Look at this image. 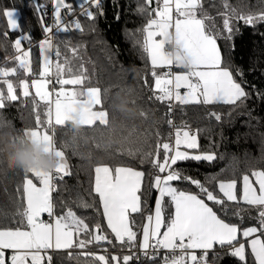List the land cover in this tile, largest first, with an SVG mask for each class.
Returning a JSON list of instances; mask_svg holds the SVG:
<instances>
[{
  "label": "snow or ice",
  "instance_id": "6c2138e0",
  "mask_svg": "<svg viewBox=\"0 0 264 264\" xmlns=\"http://www.w3.org/2000/svg\"><path fill=\"white\" fill-rule=\"evenodd\" d=\"M88 3L102 14L101 0H88ZM152 3L153 0H145L138 9L146 16V22L137 29L139 37H133L150 63V79L147 76L144 79V85L150 88L149 99L166 102L169 112L177 104L227 105L230 109L243 105L249 96L240 79L243 73L231 66L228 53L222 51L218 43L221 33L206 23L212 17L204 11L202 0H155V7H151ZM34 7L41 11L44 5L37 0ZM61 8L72 13L73 5L56 0L57 32H66L69 24L63 21ZM223 8L225 11L220 15L226 33L224 39L228 41L234 33V19L251 26L264 21V12H238L229 0H223ZM4 15L8 26L18 35L12 42L16 55L5 57V61H14L15 66H0V109L12 102L27 105L30 100L35 124L20 132L31 142L43 143L45 151L56 157L57 165L47 171L23 170L22 184L17 186L22 202L13 216L19 219L15 223L0 222V264H52L49 252L105 244L114 250L142 249L146 255L151 249L152 264H209V251L214 264L217 248L237 257L239 264H264V169L244 174L240 186L236 179L213 177L215 183H210L182 174L176 167L178 161H212L214 153L197 152V136L173 125L171 120L167 123L175 128L174 140L171 132L166 140H161L156 132L154 148L127 150L128 156L140 152L139 163L147 161L148 170L128 165L113 167L101 158L93 160L91 153L79 152L76 136L81 130L100 133L99 142L94 138L97 149L104 144L105 132L109 143L116 139L132 145L135 141L129 137L136 130L131 128L123 135L124 110L119 117L116 111H109L101 89L91 85L83 65L74 68L68 57L61 61L59 44H53L59 37L50 26L44 27L48 35L40 42L43 58L39 71L34 72L31 49L22 47V41H31V36L22 28L15 9L5 11ZM84 15L94 20L97 12L85 9ZM71 23L82 31L79 21ZM2 35L6 38L8 33ZM71 52L77 55L78 47L71 48ZM132 103L135 105V100ZM139 115L148 119V113L143 110ZM210 116L217 121L222 119L219 112H210ZM8 126L0 120V128ZM57 127L71 130L70 142L57 143ZM0 145L4 146L2 150L11 151L6 132L0 138ZM69 147L74 155L86 159L92 169L89 194L94 203L78 200L80 207H92L99 213L98 220L89 222L72 207L59 213L54 210L52 193L57 181L70 175L65 152ZM146 176L148 188H144ZM177 183L194 185L197 191L183 190ZM149 189L157 192L154 207H148L146 199L142 200ZM230 202L238 209L241 204L254 209L258 226L241 228L226 215H220L226 213ZM235 215L239 216L240 211ZM137 216L141 217L139 232L135 230ZM5 220L7 213L0 212V221ZM196 250H200L199 255ZM81 254L92 257V264H129L134 259L131 252L117 255L88 250Z\"/></svg>",
  "mask_w": 264,
  "mask_h": 264
},
{
  "label": "trees",
  "instance_id": "16d2710c",
  "mask_svg": "<svg viewBox=\"0 0 264 264\" xmlns=\"http://www.w3.org/2000/svg\"><path fill=\"white\" fill-rule=\"evenodd\" d=\"M37 0H0V64L2 66H15L12 60L5 61V57L15 56L16 51L12 42L17 38V31L11 30L4 15L5 11L15 9L19 12V21L22 28L31 36V41H22V47L33 44L30 51V61L34 72L39 71L42 62L40 42L45 36L44 27L50 26V13L52 0H39L45 10L38 11L34 4ZM72 3L73 12L67 13L61 9L63 21L75 18L82 26V31L69 24L68 31H59L54 40V45L59 44L61 61L64 57L71 60L74 68L83 65L86 75L92 86L99 87L102 91L104 103L109 111H116L118 117L123 109V135L131 128L136 132L130 140L135 142L129 145L113 139L107 140L105 132L104 144L97 149L94 138L100 140V133L87 129L77 133V150L87 155L91 153L93 160L101 158L110 166L128 165L138 170H148L150 165L140 164V152L135 156H128L129 147L140 148L147 151L149 146L154 148L156 136L160 133L161 140H166L172 128L167 123L174 119L177 127L183 129H196L199 148L197 152L214 153L212 161H179L177 168L184 175L200 179L202 182L215 183L211 178L236 179L241 185L242 176L254 169H264V21H257L254 26L246 25L243 21L233 20L234 33L231 41L224 39L226 33L223 30V21L220 13L224 12L223 0H202L204 11L212 17L206 21L212 25V30L221 33L218 43L222 51L228 53V59L233 68H238L243 73L240 79L242 86L249 93L247 100L240 107L230 109L227 105H174L172 111H168L166 102L149 99L150 88L144 85V79H150V63L144 57L140 47L133 37H139L137 29L146 22V16L138 11L145 0H101L102 14L94 5L88 10L97 12L94 20L84 15L80 10L79 0H65ZM229 3L238 12L259 13L264 12V0H229ZM151 7H155V0ZM199 15V13H198ZM43 17V19H41ZM8 33L5 38L2 34ZM234 45V47H231ZM78 47V54L74 55L71 48ZM55 60V57L53 56ZM166 69H158L162 71ZM177 70V69H175ZM20 76V73H17ZM15 79L14 77H11ZM22 78V76H21ZM19 92V89H17ZM135 100V105L132 101ZM148 113V119L140 117L139 112ZM42 111V109H41ZM221 113L222 119L217 121L210 116V112ZM172 116V117H171ZM0 120L4 121L5 128H0V138H3L8 128L21 130L34 126L35 120L31 108V102L21 105L19 102L4 109H0ZM10 138V137H9ZM56 139L71 141L72 132L66 128L57 127ZM0 145V212L7 213L8 220L3 223H15L19 217L13 219L22 195L17 191V186L22 184L23 170L16 167L9 151L2 150ZM70 175H65L63 180L57 181V188L52 193L55 211L62 212L67 207H72L79 215H83L90 222L99 219L92 207H80L78 198H82L89 204L94 203L90 195V181L92 169L86 159L80 155H74L72 147L65 149ZM177 187L183 190L197 191L194 185L177 183ZM144 188H148V178L145 177ZM157 192L149 189L144 192L142 200L146 199L148 207H154V198ZM240 215H235L236 211ZM228 220L235 222L239 227L258 226L257 213L249 210L246 205L237 206L230 202L226 213ZM141 217H136L135 230L139 232ZM111 238V237H110ZM92 250L97 254L110 252L113 254H129L132 249H113L108 245L97 247L89 245L86 249L73 248L71 250H59L58 253L49 252L52 256V264H92V257L82 255V251ZM69 252L71 255H69ZM209 264H213L212 251L208 255ZM129 264H152V260ZM214 264H239L238 258L227 251L219 254L216 249Z\"/></svg>",
  "mask_w": 264,
  "mask_h": 264
},
{
  "label": "clouds",
  "instance_id": "9594fccd",
  "mask_svg": "<svg viewBox=\"0 0 264 264\" xmlns=\"http://www.w3.org/2000/svg\"><path fill=\"white\" fill-rule=\"evenodd\" d=\"M10 137L11 157L14 165L21 170L43 169L52 170L57 165L56 157L45 151L43 143H34L25 138L20 130L8 128ZM14 139H11L13 138Z\"/></svg>",
  "mask_w": 264,
  "mask_h": 264
},
{
  "label": "built area",
  "instance_id": "2783aa9c",
  "mask_svg": "<svg viewBox=\"0 0 264 264\" xmlns=\"http://www.w3.org/2000/svg\"><path fill=\"white\" fill-rule=\"evenodd\" d=\"M55 4H56L55 0H52L50 13H47V14H49L50 18L52 19L50 27H52L54 33H57V27H56V24H55ZM81 5H83V7H81ZM79 6H80V10H84V9L88 8L89 6H91V5L88 3V0H79ZM43 10H45V7L43 8ZM73 21H76V19L75 18H72V19H68L67 18V20H65L64 22L65 23H71ZM46 35H48V34L46 33L42 40L45 39ZM54 40H53V44H54ZM32 46H33V44H29V45L24 46L23 48L25 50H27L29 48L31 49ZM0 66H2V64H0ZM173 70L175 71V68ZM172 122H173V125L176 126L174 119H172ZM171 128H172L173 140H174L175 128L174 127H171ZM188 130H190L191 134L197 135V133L195 132V129L192 128V129H188ZM222 251H224V250L219 249V254ZM131 253H133L134 256L136 257V262L137 263H140L141 261H145V260H152V251H151V249H149L147 251V255L145 254L144 250L138 249V248H132ZM197 254L199 255V252Z\"/></svg>",
  "mask_w": 264,
  "mask_h": 264
},
{
  "label": "rangeland",
  "instance_id": "374dc122",
  "mask_svg": "<svg viewBox=\"0 0 264 264\" xmlns=\"http://www.w3.org/2000/svg\"><path fill=\"white\" fill-rule=\"evenodd\" d=\"M62 9V8H61ZM61 9H60V11H61ZM10 10H13V9H9V10H7V11H10ZM16 16H17V18L19 19V17H20V15H19V12L16 10ZM61 16H62V12H61ZM7 18V17H6ZM10 28V27H9ZM11 29V28H10ZM12 30V29H11ZM49 87H51V86H49ZM195 132L197 133V130L195 129ZM197 141H198V138H197ZM179 162V161H178ZM177 162V163H178ZM34 182H36V181H34ZM44 218L45 219H47V214H44ZM252 227V226H251Z\"/></svg>",
  "mask_w": 264,
  "mask_h": 264
},
{
  "label": "crops",
  "instance_id": "0c3cea01",
  "mask_svg": "<svg viewBox=\"0 0 264 264\" xmlns=\"http://www.w3.org/2000/svg\"><path fill=\"white\" fill-rule=\"evenodd\" d=\"M55 2H56V0H55ZM178 70V69H177ZM11 78V77H10ZM34 91V90H33ZM184 91V89H181V92H183ZM184 130H187V129H184ZM197 136V135H196ZM197 138H198V136H197ZM241 184H242V180H241ZM243 242V241H242ZM197 251V253L200 251V250H196Z\"/></svg>",
  "mask_w": 264,
  "mask_h": 264
}]
</instances>
